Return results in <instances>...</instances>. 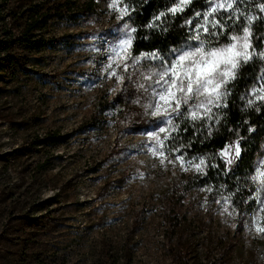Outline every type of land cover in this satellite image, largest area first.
I'll use <instances>...</instances> for the list:
<instances>
[{"label":"trees","instance_id":"1","mask_svg":"<svg viewBox=\"0 0 264 264\" xmlns=\"http://www.w3.org/2000/svg\"><path fill=\"white\" fill-rule=\"evenodd\" d=\"M109 2L0 0V98L19 92L14 84L28 78L34 71L31 66L42 62V56L32 57L31 54L41 53L55 42L45 36L50 23L58 22L65 15L81 22L98 19V7H106ZM173 3L174 0H120L119 5L129 9L123 21L130 29H136L131 33L132 55L156 54L163 58V63L155 58L140 60L138 65L143 69L155 72L163 65H170L179 51L200 46V42L191 37L197 21L202 23L203 14L211 7L209 0H193L184 13L168 14L157 21L156 17L167 12ZM262 3L264 0H237L235 14L224 10L214 14L224 29L209 28L210 32L222 31L218 36L201 33L204 47L230 43L231 35H242V29L248 26L245 17H253V49L257 53L264 51V19H261L264 12L259 8ZM196 13L201 15L196 16ZM187 21H192V24L188 25ZM149 24L155 26L150 28ZM262 73L264 60L254 57L244 65L237 80L228 85V106L213 107L211 118L192 120V109L188 106L182 107L183 116L171 117L174 130L165 140L167 157L176 164L180 157L194 165L202 157L205 160L202 172L195 168L190 173H183L173 179L162 194L167 223L164 245L172 264L262 262L264 246L261 239L252 241L246 252L242 246L244 225L252 222L264 196L258 182L251 179L264 158V102L252 94L253 89L264 86ZM150 85L154 86L153 83ZM145 94L141 88L130 87L113 98L117 122L125 121L130 131L144 132L163 124L160 117L150 114L151 109L144 104ZM248 100H253L254 104L249 106ZM0 116L18 126H27L31 119V116H21L15 120L14 112H5L4 109ZM120 135L118 133L116 137ZM62 138L60 133L48 131L29 144L0 152V162L13 163L20 174L30 172L35 177L37 171L29 169L26 156L44 147L37 145L53 144ZM237 140L240 141L241 157L228 165L220 153ZM42 167L40 170L45 169ZM112 173L110 170V176L108 174L101 187L100 202L90 208L93 212L89 224L100 229L97 236L74 229L63 213L55 214L51 207L53 203L61 207L71 203L68 200L70 180H65L54 194L38 202L33 200L32 204L27 191L29 187L22 189L10 183L1 185L0 206L4 212L0 215V264H134L142 222L135 215L122 234L109 231L116 216L107 213L103 200L113 185L123 186L130 175L121 173L114 178ZM52 182L54 187L60 184L56 177ZM258 191L259 200L256 198ZM224 202L237 211L233 230L223 228L211 210ZM205 204L211 207L205 209Z\"/></svg>","mask_w":264,"mask_h":264},{"label":"rangeland","instance_id":"2","mask_svg":"<svg viewBox=\"0 0 264 264\" xmlns=\"http://www.w3.org/2000/svg\"><path fill=\"white\" fill-rule=\"evenodd\" d=\"M111 5L112 0L106 7H98V19L81 22L65 15L58 22L50 23L45 36L55 42L41 53L31 54L32 57L42 56V62L31 66L34 71L28 78L14 84L19 92L0 98L1 114L4 109L14 112L15 120L31 116L27 126L14 125L0 116V152L29 144L48 131L63 136L60 142L37 145L44 147L26 156L29 169L37 171L35 177L30 172L20 174L13 163L0 162V186L10 183L22 189L29 187L32 204L33 200L38 202L54 194L65 180H70L68 200L71 203L62 207L53 203L51 207L55 214L63 213L74 229L97 236L100 229L89 224L93 212L90 208L100 202L103 183L110 176V170L114 178L130 173L128 181L123 186L113 185L103 200L107 213L116 216L109 231L122 234L138 215L142 227L134 264H172L165 252L167 223L162 194L173 179L195 170V165L204 158L194 165L184 160L181 163L179 158L176 164L167 157L165 140L174 130L173 124L163 123L156 129L134 132L126 127L125 121L117 122L113 98L127 88H141L143 84L145 87L141 89L147 93L144 104L147 108L150 103L155 104L152 89L158 88L154 83L158 76L153 74L163 71L164 65L154 72L129 60L130 67L125 72L122 65L114 63L118 60L114 50L118 51L130 28L121 17V6L114 9ZM130 52L132 55L131 49ZM112 71L117 75L112 76ZM149 75L152 76L150 81L144 78ZM120 76L124 77L123 81ZM160 127L167 128L168 132L160 133ZM118 133L120 137H116ZM153 133H159L162 146L151 139ZM42 164L45 169L40 170ZM55 177L60 182L57 187L52 182ZM216 206L211 210L222 227L233 230L237 211L227 202ZM210 207L209 204L204 206L205 209ZM3 210L0 206V215ZM258 217L264 226L261 204L252 222L244 225L242 246L245 252L256 239H261L264 246V234L255 230ZM260 264H264V257Z\"/></svg>","mask_w":264,"mask_h":264},{"label":"snow or ice","instance_id":"3","mask_svg":"<svg viewBox=\"0 0 264 264\" xmlns=\"http://www.w3.org/2000/svg\"><path fill=\"white\" fill-rule=\"evenodd\" d=\"M119 3L120 0H112L111 6L115 9ZM209 3L211 7L203 14V22L197 21V27L194 28V35L191 37L192 40L199 41L200 46L179 51L170 65H164L163 71L153 74L158 76V79L154 81L158 88L152 89L153 99L156 103H150L148 108L153 109L150 114L153 117H160L162 123L171 125L172 120L168 119L169 117L173 115L183 116L184 113L181 109L184 106L192 109L191 119L194 121L211 118L213 107L228 106L226 102L227 96L230 94L228 85L237 80L242 67L252 61L254 57L264 60V51L257 53L253 49L251 31L253 17H245L248 26L242 29V35H231L230 43L219 47H204L205 41L201 39V33L218 36L222 34V31L210 32L209 28L224 29V25L214 18V14L219 13L221 10L231 11L235 14L234 5H236L237 0H209ZM192 4L193 0H174L173 5L167 9V12H161L156 20L159 21L168 14L175 16L184 13ZM259 8L261 12H264V3L260 4ZM119 11L121 17L129 14L127 6L119 8ZM195 15L200 16L201 14L196 13ZM261 19H264V17H261ZM186 23L191 25L192 21ZM154 26V24L148 25L150 28ZM125 28H127V25H125ZM134 32H136V29L131 28L127 32V38L120 43L118 51L114 50L118 57V60H114V63H117V66L122 65L125 72L130 67L129 60H132L134 65L139 64L142 59L153 58L161 59L163 63V58L156 56V54H145L136 57L131 55L130 49L133 44L131 33ZM108 67L111 68L112 65L109 64ZM111 75L116 76L117 73L112 71ZM144 78L149 81L152 80L151 75ZM119 79L123 81L124 77L120 76ZM261 79L264 80V73L261 74ZM140 87L144 88L145 86L141 84ZM252 94L257 100L264 102V86L253 89ZM197 101L199 102L197 103ZM253 104V100H248L249 106ZM159 132L167 133L168 129L160 127ZM151 139L155 140L157 144L163 145L159 133H153ZM153 152L156 154L155 149ZM220 155L228 165L233 164L235 160L241 157L240 141L237 140L233 145L226 147ZM180 160L183 163V157H180ZM203 165H205V160L201 159L199 164L195 165L196 170L202 172ZM251 179L258 182L260 191H264V162L256 169V175L252 176ZM256 198L259 200V191ZM260 204L262 210H264V201H260ZM255 230L264 234V226H261L259 217L255 223Z\"/></svg>","mask_w":264,"mask_h":264}]
</instances>
